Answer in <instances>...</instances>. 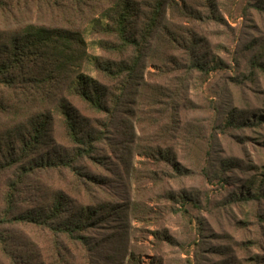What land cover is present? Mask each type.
I'll use <instances>...</instances> for the list:
<instances>
[{"label": "rangeland", "instance_id": "obj_1", "mask_svg": "<svg viewBox=\"0 0 264 264\" xmlns=\"http://www.w3.org/2000/svg\"><path fill=\"white\" fill-rule=\"evenodd\" d=\"M206 2L175 0L177 7L167 10L166 21L194 33L202 42L199 55L215 70L175 74L168 65L170 70L161 72L167 67L159 66L155 48L133 82L137 93L105 130L101 159L80 164L94 179L79 182L65 171H38L20 185L17 213L48 205L56 191L71 196L77 207L107 206L95 228L85 233L91 255L57 241L42 227L0 224L3 237L12 238L13 251L31 260L27 264H264V197L239 200L264 180V124L224 128L233 118L248 123L264 118V73L249 69L252 56L260 54L264 62V0H210L219 22L206 17ZM184 3L193 11L189 17L178 12ZM37 7L28 2L14 17L0 14V29L29 22L66 27L76 21ZM196 13L201 20L193 19L200 17ZM94 40L86 39L92 61L102 55ZM79 74L96 75L90 63ZM108 84L113 89L114 83ZM0 95L12 98L7 92ZM173 98L175 114L167 110ZM5 121L1 116L0 130ZM53 135L57 147L71 151L60 117H55ZM13 177L11 171L0 176V214ZM250 180L255 186H249ZM0 264H13L1 249Z\"/></svg>", "mask_w": 264, "mask_h": 264}, {"label": "trees", "instance_id": "obj_2", "mask_svg": "<svg viewBox=\"0 0 264 264\" xmlns=\"http://www.w3.org/2000/svg\"><path fill=\"white\" fill-rule=\"evenodd\" d=\"M206 1L210 9L206 17L221 21L210 0ZM28 2L78 22L72 20L66 27L29 22L14 29H0V93L12 96L10 99L0 95V117L8 121L0 130V176L7 171L14 176L6 184L0 224L42 227L57 241H67L91 255L94 249L85 233L95 228L107 206L77 207L71 196L56 191L50 194L48 205L17 213L20 185L38 171H65L79 182L82 177L94 179L84 173L80 164L101 159L99 146L105 138V130L137 93L133 82L155 48L159 52V66L163 69L173 65L176 70L171 71L175 74L183 70L187 74H207L217 67H209L211 61L199 55L202 42L194 33L182 25L167 24V10H174L173 5L177 7L175 0H0V14L14 17V11ZM178 12L184 17L193 14L186 3ZM196 14L200 17L193 19L201 20L203 15ZM89 36L95 39L93 43L103 55L93 56V61L86 41ZM175 54L184 55L186 60L180 62ZM89 63L95 77L79 74ZM249 69L264 73L260 54L252 56ZM167 70L170 69L167 67L161 72ZM108 82L114 83L117 93L108 87ZM162 90L166 92L163 94H171ZM176 103L175 98L169 102V113H176ZM80 107L90 117L80 111ZM55 117H60L65 137L72 146L70 152L54 143ZM247 123V120L233 118L225 122L224 128L258 127L264 124V118L260 116L255 123ZM156 152L163 156L159 149ZM164 157L168 160L169 156L164 153ZM248 183L251 187L256 181ZM263 184L264 180L260 181L253 194L246 192L239 200L259 201L264 197ZM185 203L183 213L188 207ZM6 238L0 231V249L11 255L13 264L31 261L27 255L15 253L9 246L12 238L8 241Z\"/></svg>", "mask_w": 264, "mask_h": 264}]
</instances>
